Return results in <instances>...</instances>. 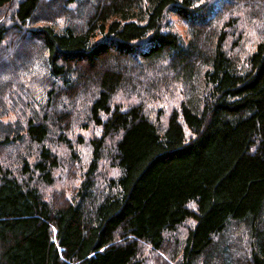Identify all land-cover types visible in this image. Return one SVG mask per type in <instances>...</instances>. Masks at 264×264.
<instances>
[{
	"label": "trees",
	"instance_id": "trees-1",
	"mask_svg": "<svg viewBox=\"0 0 264 264\" xmlns=\"http://www.w3.org/2000/svg\"><path fill=\"white\" fill-rule=\"evenodd\" d=\"M0 103V264H264V0H0Z\"/></svg>",
	"mask_w": 264,
	"mask_h": 264
},
{
	"label": "rangeland",
	"instance_id": "rangeland-1",
	"mask_svg": "<svg viewBox=\"0 0 264 264\" xmlns=\"http://www.w3.org/2000/svg\"><path fill=\"white\" fill-rule=\"evenodd\" d=\"M202 2H205V0H199V3H202ZM248 3H245L244 1H242L241 3H239V4H234V5H230V4H228V2L227 3H225L223 6H221V11L222 12H225V11H229L230 12V14H233L235 17H239V15H238V13H239V11H240V7L243 9L246 5H247ZM229 12H228V14H229ZM226 17H227V15H224V20L226 19ZM171 29L174 31V32H177V33H179L181 36H183V37H186L187 35H186V30L181 26V25H179L177 22H176V20H175V18H171ZM258 22V21H257ZM60 23V25L62 24L61 23V21L59 22ZM222 29V28H221ZM96 40L97 39H99V37H96L95 38ZM186 39V38H185ZM4 62H7L8 63V61H3V63ZM11 62H13L12 61V59H11ZM10 63V62H9ZM13 65V64H12ZM143 82H145L144 80H143ZM173 89H177L181 94H183V92L182 91H180V89H179V87L178 88H174V87H168V90H167V92H170V91H172ZM166 94L167 93H162L161 95H159V94H154V102H153V104H151V106H150V104H147V105H143V107H144V109H145V111H147V109H148V107L150 108V109H152V110H156V111H161V113H162V116H163V120H165L166 118H167V116L173 111V107L175 106V105H177L178 103V100H179V96L177 95V93L176 92H171L170 93V95H169V97L166 99V100H161V99H159V98H161V97H164V96H166ZM14 96H15V94H14ZM150 97H151V94H150ZM28 100V99H27ZM26 101V100H25ZM25 101H23V102H21V103H17V101H15L16 103H14V102H12V103H14V104H12V103H10V101H9V98H6L5 100H4V103H5V105L6 106H9V109H10V107L14 110V112L13 113H9V114H7V111L5 110V109H3V114H5V117H4V121H13L16 117H17V114H20L19 112L20 111H23V109H24V104H25ZM131 101H133V99L131 100ZM12 104V105H11ZM0 105H2L1 103H0ZM20 115H22V114H20Z\"/></svg>",
	"mask_w": 264,
	"mask_h": 264
}]
</instances>
